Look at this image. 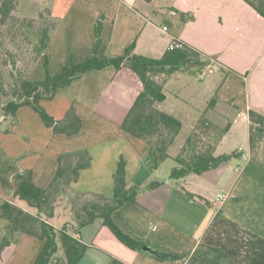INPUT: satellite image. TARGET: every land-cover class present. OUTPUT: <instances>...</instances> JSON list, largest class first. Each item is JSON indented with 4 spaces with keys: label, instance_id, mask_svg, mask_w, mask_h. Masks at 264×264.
Segmentation results:
<instances>
[{
    "label": "crops",
    "instance_id": "0c3cea01",
    "mask_svg": "<svg viewBox=\"0 0 264 264\" xmlns=\"http://www.w3.org/2000/svg\"><path fill=\"white\" fill-rule=\"evenodd\" d=\"M47 8L57 22L44 53L53 75L72 58L83 62L92 55L99 19L100 56L122 55L135 43L134 53L161 58L172 40H180L210 62L159 76L166 99L155 106L178 117L183 126L158 168L148 143L121 127L143 88L129 65L79 73L53 98L41 100L57 120L73 108L83 124L77 134L55 133L33 107H20L15 122L0 124V172L5 177V182L0 179V205L8 201L56 229L67 226L87 245L81 264H264V144L257 151L252 148L250 120L251 110L264 114V16L245 0H18L15 11L37 17ZM44 54L30 80L45 78ZM208 67L214 71L201 78ZM203 120L216 129L229 125L223 134L212 128L206 136L215 154L234 157L202 174L172 179L175 157ZM77 150L91 155V165L58 196L52 216L17 193L18 174L30 171L35 185L47 188L59 156ZM121 159L126 161L128 186L139 187V194L117 208L113 219L160 255L144 250V245L128 247L100 218L78 227L73 199L82 204L94 194L112 198ZM156 180L159 186L147 188ZM222 192L229 196L218 200ZM7 225L0 218V234ZM43 244L35 235L18 234L2 250L0 264H33ZM200 246L222 249L223 262L192 260ZM165 253L184 257H162ZM62 255L60 249L57 256Z\"/></svg>",
    "mask_w": 264,
    "mask_h": 264
},
{
    "label": "trees",
    "instance_id": "16d2710c",
    "mask_svg": "<svg viewBox=\"0 0 264 264\" xmlns=\"http://www.w3.org/2000/svg\"><path fill=\"white\" fill-rule=\"evenodd\" d=\"M151 1V0H148ZM264 16V0H245ZM18 0H0V21L5 22L12 16ZM51 17L47 8L39 14V17ZM57 26V22L43 28L39 32L37 45V58L45 53L51 34ZM103 21L99 19L95 25L96 41L92 49V55L83 62H76L72 58L69 65H66L58 74H51L49 71V60L45 55L46 76L42 80H30L22 77L13 92L10 94L5 86H0V112L5 117L11 116L13 122L16 120L17 111L20 107L28 105L40 115L45 124L53 128L55 133L67 135L77 134L82 129V120L73 108H70L64 119H55L41 104L42 99H51L57 91L69 85L79 73L94 69H103L114 66L117 69L129 65L139 76L143 88L135 103L130 109L121 127L126 131L145 140L149 145V153L155 168L160 167L169 157V148L174 143L177 135L182 129V121L165 111L158 109L155 104L166 99L164 86L157 79L158 75H169L178 70H185L191 67H204L210 60L189 45L182 49L168 50L161 58H151L134 53L135 43H132L125 50V53L116 57L100 56L102 46ZM9 96L8 98H6ZM251 120V146L255 147V135L264 133V114L257 111H250ZM1 124V119H0ZM213 128L215 133H225L229 125L223 129H216L210 123L203 120L198 128L186 139L183 147L175 157L177 165L170 172L172 179H181L190 174H202L215 169L221 164L230 161L234 153L215 154V145L209 140L202 147L196 145L199 136L206 135L202 131H210ZM91 155L86 150L63 153L58 158L56 175L47 188H41L32 181L31 172L20 173L17 193L26 198L29 203L38 208L39 212L52 216L58 196L70 187L73 181L79 178L80 171L91 165ZM0 179L5 182L4 175L0 172ZM115 193L112 198L105 195L94 194L93 197L84 203H78L76 197L73 199V209L78 227L81 228L96 219H102L115 236L133 249H141L143 243L124 232L113 219V212L122 204L134 201L139 194V187L128 186L126 180V161L121 159L114 175ZM161 184L156 180L148 184L147 188H155ZM187 192L196 196L189 190ZM202 198V197H200ZM0 218L7 220L6 232L0 234V254L2 250L17 239L18 234L28 233L35 235L44 241L43 247L33 264H81V259L87 249L82 240L68 231L65 226L56 229L53 225L22 208L4 201L0 205ZM61 244V247H60ZM63 250L61 257L57 256L59 250ZM166 258H182L183 255L161 254ZM196 262L221 263L224 260L223 250L217 247L200 246L191 256Z\"/></svg>",
    "mask_w": 264,
    "mask_h": 264
},
{
    "label": "rangeland",
    "instance_id": "374dc122",
    "mask_svg": "<svg viewBox=\"0 0 264 264\" xmlns=\"http://www.w3.org/2000/svg\"><path fill=\"white\" fill-rule=\"evenodd\" d=\"M50 1L46 0V3L50 4ZM53 22L55 20L47 16L42 18L25 16L15 10L5 22L0 21V86L3 84L10 94L22 77L29 78L33 67L41 57L37 58L38 34L43 28L51 26ZM157 79L160 81V77ZM0 119L2 122L6 121V125L7 122H9L8 125L13 123L12 117H5L3 112H0ZM5 124L4 127H6ZM202 131L204 134L208 133L204 129ZM258 133L257 131L255 135V149L259 144H264V133L261 135ZM206 135L199 136L196 145L203 147L208 140L210 141Z\"/></svg>",
    "mask_w": 264,
    "mask_h": 264
},
{
    "label": "built area",
    "instance_id": "2783aa9c",
    "mask_svg": "<svg viewBox=\"0 0 264 264\" xmlns=\"http://www.w3.org/2000/svg\"><path fill=\"white\" fill-rule=\"evenodd\" d=\"M163 29L164 30H167L168 28H167V26H164ZM184 47H185V44L182 41H180V40H172L170 42V44H169L168 49L169 50H175V49H182ZM213 71H214V69L212 67H208L206 70H204L203 72H201L200 77L201 78H204V76H205L206 73H212ZM228 196H229V193L222 192V193L218 194L217 199L218 200H224Z\"/></svg>",
    "mask_w": 264,
    "mask_h": 264
},
{
    "label": "water",
    "instance_id": "95a60500",
    "mask_svg": "<svg viewBox=\"0 0 264 264\" xmlns=\"http://www.w3.org/2000/svg\"><path fill=\"white\" fill-rule=\"evenodd\" d=\"M143 249L146 250V251H150L151 253H154V254L160 255L157 251H155V250H154L152 247H150L149 245H144Z\"/></svg>",
    "mask_w": 264,
    "mask_h": 264
}]
</instances>
